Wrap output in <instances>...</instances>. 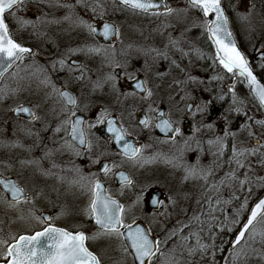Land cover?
I'll list each match as a JSON object with an SVG mask.
<instances>
[{
  "label": "snow or ice",
  "instance_id": "obj_1",
  "mask_svg": "<svg viewBox=\"0 0 264 264\" xmlns=\"http://www.w3.org/2000/svg\"><path fill=\"white\" fill-rule=\"evenodd\" d=\"M27 3L28 0H0V79L10 74L8 79L17 84V87H11L5 83L0 87V102H6L9 98L20 94L19 84L25 79L20 75L21 71L27 73L30 82L37 83V91L43 92L42 102L31 105L19 103L8 108V111L15 116L19 117L23 114L27 118L26 124L18 126L28 136H32L37 134L33 133L28 125H34L36 122H43L45 130H49L46 116L42 117L39 110L42 103L56 101V106L51 108L55 120V126L51 130L54 135L60 136V139L55 142L57 147L46 151L44 155L50 157L56 152H67L80 158L87 155L92 165L100 166L98 171H90L87 174L79 167L73 166L67 169L74 172V178L67 181L69 186L78 187L88 196L83 214L94 223L95 230L91 235H87L84 231L77 230L73 233L52 226L50 216L43 213L37 216L36 204L40 199L47 198L48 194L45 190L34 180H25L24 186H21L18 179L3 177L0 174V206H3L6 213L12 214L9 220L14 223L13 217L20 221L38 219L45 225L42 231H36L33 235H17L11 231L5 235L3 229H0V264H105L104 254L94 252L87 246L86 242L89 240L106 241L107 250L118 253L112 264H250L253 260L257 261V264H264V196L258 197L250 206L253 189L264 190V175L254 167V164H257L264 170V119H254L247 115V108L242 107L246 102L238 96L236 83H245L262 111H264V84L258 81L249 60L233 38L224 0H185L184 8L172 7L165 0H76L75 5L56 0L54 4H49L67 9L68 12L63 20L85 30L89 37L100 36L105 41L115 39L121 43L123 42L121 29L115 22L105 21V17L110 15V9L129 11L134 15L154 16L157 19L162 16L175 18L178 23L187 20L192 12L199 14L191 23L199 27L201 33L211 42L215 50L214 56L211 57L213 67L218 64L226 74V76L215 75L212 79L222 81L230 77L235 81L227 89L231 94V104L226 111L244 115L247 120L253 121V124L243 125L241 131H246L249 138H254V144L244 142L238 144L237 132L227 126L223 129L222 135H216L214 138L204 137L203 130L213 129L215 127L213 123L194 122L191 135L185 136L182 127L179 126L182 120L176 117V113H183L184 116L195 121L196 116L210 103V101H201L193 105L189 102L180 107L181 102L195 99L180 88V85L189 81L195 83L196 78L188 76L183 81H173L184 95L177 93L179 96L177 100V95L169 93L168 99L174 103L165 113L155 106L160 85L153 86L151 79H138L137 75L129 70V61L127 59L121 61L117 57L115 46L111 43L107 45L85 43L82 46L69 47L65 56L52 63L53 71L64 72L67 69L72 81L89 84V95L107 86L110 92L115 94L118 104L139 96L141 111L144 114L143 118H138L134 122L135 127H138L140 132L145 129L159 130L167 138L161 143H167L173 150L170 156L157 153L148 159L143 156V151L149 145L137 147L128 140L129 136L139 135L132 131V121L125 123V112L127 117L134 116L135 106H131V110L125 108L117 115L116 110L111 106L101 105L95 119L89 120L80 113L89 112L91 103L88 99H81V96L73 94L69 90L67 80L58 87L48 70L36 65L34 60L32 65L21 67L27 57H35L36 53L13 38L8 23L9 17L21 27L30 26L34 29L38 23H61L59 19L47 20L44 17H37L33 21L20 17L18 13L26 9ZM80 7L90 11L93 20L105 21L102 27L98 28L94 23L76 15L74 9ZM254 10L255 4H252L246 14L237 13L238 20L243 24H250ZM171 26V23L164 25L165 28ZM178 44L179 41L170 36L169 45L166 47L182 51L177 47ZM148 51L154 52L156 57L168 59L167 51L157 48ZM195 51L198 56L203 55L199 50ZM81 54L88 57L102 56L104 64L112 71L92 79L91 69L86 65L77 64L75 61L69 62V57ZM182 55L186 56L188 53L182 52ZM258 56L262 62L261 67L264 68V47L260 48ZM172 63L179 67L175 61ZM13 68L17 71H10ZM116 69L123 72L124 79L133 81L135 91H123L118 87L121 76ZM165 75V73H156L158 79H162ZM218 99L223 101L225 95L221 93ZM224 119L227 123L226 116ZM100 126H103L106 132L104 139L119 150L115 153L120 157L119 161L108 162L107 158L111 152L102 145V137L94 132ZM256 127L262 130L259 136L256 134ZM229 140L232 142L231 156L227 159L230 167L223 175L217 176L218 169L222 167L219 161L225 157ZM205 144L207 149L204 147ZM5 146L21 147L17 141ZM190 152L196 154L194 163L187 159V154ZM209 153L213 159L205 165L203 156ZM161 156L165 164L181 173L182 185L188 182L200 184V195L195 198V203L199 207L193 209L189 215L187 206L182 204L181 200L190 201L193 196L190 193L177 194L169 191L165 199H160L159 196L152 197L154 218L145 217L146 226H141L138 223L136 208L141 204L144 196L143 186L139 192H134V199L122 203L105 188L101 174L105 179L114 175L119 182L116 195L123 196L126 190H135L138 182L124 171L115 170L123 168L125 163L133 168L143 167L144 164L155 161ZM252 157L257 159L252 161ZM20 163L35 165L38 175L56 176L58 182L65 183L63 175L52 171L60 167L55 161L51 162L49 169H42L37 160H22ZM232 165L235 166L231 167ZM4 167L11 170L12 165L5 162ZM61 171L65 169L61 168ZM226 190L227 196L224 195ZM177 213L176 222L171 228L162 227L159 232L155 231L157 224L162 225L164 220H171ZM130 214L131 222H129Z\"/></svg>",
  "mask_w": 264,
  "mask_h": 264
},
{
  "label": "flooded vegetation",
  "instance_id": "obj_2",
  "mask_svg": "<svg viewBox=\"0 0 264 264\" xmlns=\"http://www.w3.org/2000/svg\"><path fill=\"white\" fill-rule=\"evenodd\" d=\"M123 13H119L118 20L110 19L109 15L105 17V21L115 22V24L121 29L123 39L122 43L121 41L115 39L111 41H104L102 38H92L82 31H79L78 33H68L63 35V37H60L59 35L56 36L55 39L50 40L48 44L46 43L47 50L49 51L46 53L45 58H41L38 66L48 70L53 82H55L58 87L64 84L67 80L69 84V90L73 94L81 96V99L89 100L92 105L89 112H81L80 115L86 116V118L89 120H94L95 115L101 105L111 106L116 110L117 115L120 111H124L125 108L131 110V106H135L136 111L134 116L127 117V112H125V123L132 121V131L134 133H139V135L129 136L128 140L134 143L137 147H140L141 145H149V147L145 148L143 151V156L146 159L151 158L157 153L167 154L169 156L172 155L173 150L169 147V145L167 143H161V141L167 139L163 133L157 129H145L143 132H140V129L135 127L134 122L138 118H143L144 114L141 111V102L139 100V96H137L135 99L123 101L122 104H118L115 94L110 92L107 86L103 90H97L94 94L89 95L90 85L72 81L69 78L67 69H65L64 72L52 70V63L65 56L69 47L74 48L77 46H82L85 43H95L101 45H107L111 43L116 48L117 57L121 61L124 59L129 61V70L136 74L138 79H151L153 86L156 84L160 85V88L157 90L155 106L165 113L168 112L170 105L174 103V101H169V93L172 95H177V93H179V95H184V92H181L180 88H183L195 98L192 101L185 100L181 102L180 107H183L185 103L189 102L195 105L201 101H210V103L207 104L205 110L196 116L195 121H193L188 116H184L183 113H176V117L182 120V123L179 126L182 127L185 136L191 135L192 124L194 122L198 124L201 122L213 123L215 125V127L211 130H203L202 135L206 138H214L216 135H222L223 129L226 126L230 127L232 131L237 132V136L240 135L242 133L241 127L243 126L245 116L237 115L235 112L229 113L226 111L229 109L230 105V96H227L228 86L225 85L226 83L221 85L222 81L213 80L212 77L214 75L202 76L204 82H206L205 84L197 82V78H199L198 76L202 75L204 72L207 71V73H214L217 72V69L212 65L205 63L202 58L197 55V53L194 55V52L192 51H179L180 54L174 56L172 47H166L169 45L170 37H165L167 34H151L136 28L121 27V22H123L126 18L125 16L123 17ZM125 13H127L126 15H134L129 11H126ZM103 22L96 26L98 28L102 27ZM28 29L29 27L24 29L26 38L24 45L30 47L34 51L33 47L31 46L32 42H30L29 39L30 35L28 33ZM204 38L207 40L206 36ZM60 42L63 44H60ZM129 45H131V47H129ZM206 47L207 50H210L208 42ZM151 48L167 51L168 59L156 57L154 52L148 51ZM197 50L200 52L201 49L197 48ZM122 52L123 55H121ZM182 52H186L188 55L184 56L182 55ZM191 56L196 57L192 64H190L192 58ZM68 59L69 62L75 61L77 64L86 65L88 68H90V75L92 79L102 77L105 73L112 71V69L108 68L104 64L102 56L88 57L81 54L78 56L69 57ZM173 61L179 65V67L176 68L183 70L177 69V72L175 71L178 77L173 76ZM14 70L15 68H13L11 71ZM116 72L121 76L118 87L123 91H135L133 87V81L124 79L123 72L121 70L116 69ZM157 72L165 73L166 75L162 79H158L156 77ZM8 75L10 74H7L5 77ZM188 76L195 77L196 82H190V84H181L180 88H177L175 84H173L174 80L183 81L187 79ZM26 93L29 94V97L22 102L25 105H31L33 103L43 101V92H38L37 86L30 88V92L26 91ZM221 93L225 95V99L223 101L218 99V96ZM178 99L179 96L177 95V100ZM161 100H163L162 103ZM53 106H56L55 100L49 101L47 104L42 103L39 113L42 117L46 116L49 130H45V125L43 122H36L34 125H28V127L32 128L33 133L37 134L32 136H28L26 132L21 131L20 127L18 126L20 124L27 123V118L23 114H21L19 117L15 116L11 112L10 114L6 113L2 116L0 115V132H4L3 136L0 134V138L2 137L0 139V174H2L3 177L18 179L21 183V186H24L25 180H34L35 183L44 189L48 194L47 198H42L37 202V216L43 213L44 215L51 217L50 223L52 226L63 228L73 233L77 230H80L89 235L90 231L95 230V225L83 214V209L88 203V196L85 195L78 187L69 186L67 181L74 178V172L67 171V169L75 166L81 168L82 171L87 174L90 171H98L100 166L92 165L90 160L87 158V155H85L83 158H80L75 157L67 152H56L50 157H45L44 153L48 150L56 148L57 145L55 142L60 139V136L54 135L53 131L51 130L55 126V120L53 114L51 113V108ZM173 111H175V109H173ZM225 116L227 117V123L224 119ZM94 132L102 137V145L109 148L111 152V155L107 158L108 162H111L112 160L119 161L120 157L115 155V153L119 150L114 144H110L107 139H104L106 136L104 127L100 126L95 129ZM244 134H246V131ZM246 138L247 136L245 135V139ZM13 141L19 142L21 147L5 146L6 144L10 145ZM231 143V140H229L225 157L219 161V163L222 165L220 169L224 172L228 171L230 167V165L227 163V159L231 156ZM204 147L207 149L206 144ZM195 156V153L190 152L187 154V159L189 162L194 163ZM212 159L213 157L210 153L205 154L203 156V163L207 165L210 161H212ZM22 160H37L40 162V167L42 169L51 168V162L55 161L60 167L52 169V171L59 175H63L65 177V183L58 182L56 176L44 177L38 175L37 167L35 165H22L20 163ZM5 162H8L12 165L11 170L5 169ZM234 166L235 165H232L231 167ZM61 168L65 169V171L62 172ZM115 171H124L138 182L135 190H126L123 196H118L116 194L119 190V182L116 180L115 176L112 175L105 179L101 174V180L104 183L105 188L108 189L109 192L122 203H126L129 201V199H134V192H139L140 188L143 186L144 196L142 198L141 204L136 208L138 222H140L143 226H146L145 217L154 218L152 213L155 211V209H153L151 204L152 197L159 196L160 199H165L169 191L177 194L189 193L188 186L193 184V182H188L187 184L182 185L180 181L181 173L173 169L170 165L165 164L162 156L155 161L144 164L143 167L133 168L125 163L123 168L116 169ZM221 171H217V176H220ZM198 190H201V186H199ZM263 193L264 190L261 194ZM252 201L253 199L251 198L250 206L255 202ZM181 203L186 205L188 208L186 201L181 200ZM11 215V213H6L4 211L3 206H0V229H3V234L5 235L9 232L11 226L21 227V232H18L17 235H33L36 231H42L45 226L44 223L38 219H25L24 221H20L13 217L12 219L15 220L13 223L11 220H9V216ZM177 215L178 213L174 214L171 220H164L162 225L157 224L155 226V231L159 232L162 227L171 228V226L176 222ZM180 218L183 219V216L180 215ZM129 222H131V214L129 215ZM86 243L87 246L94 252H101L95 251V248L92 246L90 247V240ZM105 264H109V261L105 260Z\"/></svg>",
  "mask_w": 264,
  "mask_h": 264
},
{
  "label": "rangeland",
  "instance_id": "obj_3",
  "mask_svg": "<svg viewBox=\"0 0 264 264\" xmlns=\"http://www.w3.org/2000/svg\"><path fill=\"white\" fill-rule=\"evenodd\" d=\"M56 0H28L27 7L24 11H21L18 13V15L24 19H30L35 21L37 17H44L47 20H53V19H59L61 20V23H43L37 24V27L34 29L29 26L28 33L30 35L29 39L31 43V46L34 49V52L36 53L35 57H27L24 61V64L21 67H25L28 65H32L33 60L35 61L36 65H39V62L41 58H45L46 53L49 51L47 50V45L50 40L55 39L56 36L63 37V35H66L68 33H78L79 31L84 32L86 31L83 29L77 28L75 25L71 24L68 21H64L63 17L68 12L67 9L64 8H57L54 6H49V4H54ZM61 3H68L75 5L76 0H60ZM166 3H168L172 7L176 8H184L185 0H165ZM226 9L228 11V16L230 18V27L231 30L235 36V38L238 40H241L242 44L245 46H248L250 50L253 51V53L258 52L261 47H264V0H225ZM252 4H255V10L253 15L250 17V24H243L241 23L237 18V13L246 14L248 12V9L252 6ZM74 12L76 15L82 17L84 20L89 21L91 23H94L95 25H99L101 20H93L92 19V13L90 11L85 10L84 8H75ZM124 12V13H123ZM126 11H113L110 9V19L118 20L119 13H123V17L125 16V20L121 22V27H131L136 28L140 30H144L147 33L155 34H167L165 37L171 36L172 38H175L179 41V44L177 45L178 48H180L182 51H192L194 52V55H196L197 48L201 49L200 53H202V56H199L202 58V60L207 63L208 65L213 66V60L211 57L214 56V52L211 50H207V40H205V36L201 33V30L199 27H195L192 25V20L195 19L199 14L196 12H192L187 20L182 22H177L175 18H166V17H160L157 19L154 16H136V15H126ZM8 23L10 24V28L12 30L13 37L18 40V42L25 43V32L24 29L27 27H21L19 26L15 21L9 17ZM171 23V27L165 28L164 25ZM48 41V42H47ZM60 44H63L60 42ZM254 46V47H253ZM173 49L174 56L177 54H180L179 51H176L175 48ZM252 53V54H253ZM192 57V56H191ZM196 57H192L190 64H192ZM180 64V63H179ZM181 66V64H180ZM257 70H259L260 74L264 77V68L261 67V63L256 64ZM217 72L214 73H207L204 72L202 75L198 76L197 82L205 84L203 77L205 75H225L223 70L219 68L218 64L216 67ZM181 70L180 68H176V66L173 64V76L178 77V75L175 73L176 70ZM14 71H17L15 68ZM177 72V71H176ZM219 72V73H218ZM217 73V74H215ZM21 76H24L25 79L20 81V88L21 92L17 97L9 98L6 102H0V115L4 114H10L8 111V108L10 106H15L16 104L22 103L25 101L29 96L27 92H30V88L36 87L37 83L35 81H29L27 79V73L24 71L20 72ZM175 79V78H174ZM239 80L240 78H236ZM191 81H189L190 84ZM235 81L230 78L226 77L224 80H222V84L226 83L228 87L234 83ZM7 83L11 87H17L16 82L8 79V76L5 77L0 87H3L4 84ZM205 86V85H204ZM236 92L238 96L245 100V105H242V107L247 108V115L252 116L254 119H264V113L258 109L250 100L249 96H247L246 91L243 88V85H241L240 82L236 83ZM225 93V90H224ZM227 96H230V104H231V94L228 93ZM230 106V105H229ZM244 116V115H241ZM245 124H253V121H249L246 119L244 120L243 125ZM254 126V125H253ZM255 127V126H254ZM257 136H259L260 132L262 131L258 127L255 128ZM245 131H242L240 135L237 136V143H241L244 140V143L246 144H254V138H249L246 134H244ZM2 136L4 135V132H0ZM245 135L247 138L245 139ZM2 138V137H1ZM0 138V139H1ZM257 158L253 157L252 160L255 161ZM256 170L261 174L264 175V170L260 169L259 165L254 164ZM221 171V169H218ZM224 171L220 172V176L223 175ZM198 183H193L191 186L189 185V193L193 196V199L190 201H186L188 204V211L189 215H191V212L193 209L198 208L199 206L195 203V198L199 197L201 190L199 189ZM263 190L257 191L255 188L253 189V196L252 199L254 202L257 197L261 195ZM225 196H227V190L224 193ZM11 232L17 234L18 232H21L20 226H11L10 230ZM93 231L89 232V235H91ZM95 248V251H101L104 254V259L109 261V264H112V260L118 256V253H115L111 250H107V242L103 240L98 241H92L90 240V247ZM219 256V254H218ZM131 259V258H129ZM250 264H257V261L253 260L250 262Z\"/></svg>",
  "mask_w": 264,
  "mask_h": 264
},
{
  "label": "trees",
  "instance_id": "obj_4",
  "mask_svg": "<svg viewBox=\"0 0 264 264\" xmlns=\"http://www.w3.org/2000/svg\"><path fill=\"white\" fill-rule=\"evenodd\" d=\"M224 2H225V0H224ZM224 7H225V10H226V13H228V11H227V9H226V5H225V3H224ZM227 15H228V14H227ZM237 41H238L237 44H239L241 50L244 52L245 55H247V58H248L249 62L252 63V56H253L252 53H253V51L250 50L248 46H245L244 44H242V42H241V40H239V38H238ZM208 45H209V49L211 50V46H210V44H208ZM253 47H254V46H253ZM252 66H253L254 71L256 72V74L258 75V77L260 78V80H261V81L263 82V84H264V77L262 76V74H260L259 70H257L258 67H256V65H254V64H252ZM240 83H241V85H243V88H244V90L246 91L247 96H249L251 102H252V103L258 108V106H257V104L255 103V101H254V99L252 98V96L249 95L250 93H249L248 89L244 86L243 82H240Z\"/></svg>",
  "mask_w": 264,
  "mask_h": 264
},
{
  "label": "water",
  "instance_id": "obj_5",
  "mask_svg": "<svg viewBox=\"0 0 264 264\" xmlns=\"http://www.w3.org/2000/svg\"><path fill=\"white\" fill-rule=\"evenodd\" d=\"M231 29V28H230ZM97 38H102V40H104L103 39V37H100V36H97ZM233 38L235 39V37H234V35H233ZM236 40V39H235ZM105 41V40H104ZM237 42V41H236ZM211 43V42H210ZM238 45V44H237ZM27 47V46H26ZM239 47V46H238ZM240 48V47H239ZM214 49V48H213ZM241 50V49H240ZM242 51V50H241ZM214 52H215V50H214ZM258 53H259V51L258 52H255V53H253L254 55H253V57H252V61L254 62V63H256L257 64V62H260V63H262L261 62V60L259 59V56H258ZM251 66V65H250ZM254 74L256 75V73L254 72ZM257 76V75H256ZM257 79H258V81L262 84V82L260 81V79L258 78V76H257ZM1 80L2 79H0V82H1ZM248 88V87H247ZM257 102V101H256ZM261 196H264V193L261 195ZM260 196V197H261ZM256 202V201H255ZM139 224H141L140 222H138ZM141 226H143L142 224H141Z\"/></svg>",
  "mask_w": 264,
  "mask_h": 264
}]
</instances>
